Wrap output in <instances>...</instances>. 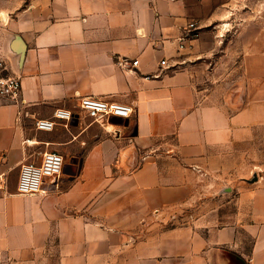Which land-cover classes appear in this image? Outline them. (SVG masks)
I'll return each mask as SVG.
<instances>
[{"label":"crops","instance_id":"1","mask_svg":"<svg viewBox=\"0 0 264 264\" xmlns=\"http://www.w3.org/2000/svg\"><path fill=\"white\" fill-rule=\"evenodd\" d=\"M17 5L0 42L22 81L19 97L0 94V264H264V187L242 191L247 217L192 215L233 146L264 129V31L241 0ZM87 96L131 105L129 124L94 121ZM53 149L66 159L58 183L19 192L22 162Z\"/></svg>","mask_w":264,"mask_h":264},{"label":"rangeland","instance_id":"2","mask_svg":"<svg viewBox=\"0 0 264 264\" xmlns=\"http://www.w3.org/2000/svg\"><path fill=\"white\" fill-rule=\"evenodd\" d=\"M20 0H0V42L4 41V31L7 27V18L18 7L17 3ZM28 1V0H25ZM246 1V2H245ZM13 2V4H12ZM241 9H245L247 13H252L255 17L249 19V26L253 25L254 33L260 29L264 31V0H241ZM242 24V21H238ZM237 22V23H238ZM246 23L243 20V24ZM232 28L229 25L227 28ZM236 29V23H234ZM234 29V30H235ZM202 82V81H201ZM28 127L35 125L31 118L24 120ZM68 128V127H67ZM66 127L64 129H67ZM73 129V127H69ZM68 130V129H67ZM36 149H42L40 145L35 146ZM35 147L32 149L35 151ZM55 150V149H53ZM229 157L215 169L217 173H222L223 178L218 177L216 190L211 193H204L198 198L194 204L197 209L196 219L201 222L208 223L209 221L216 225H221L227 221H232L240 216L247 217L245 210L241 209V201L249 199L247 196L242 197V192L245 189L264 187L261 180L264 175V129L257 131L250 139L236 143L228 153ZM72 162L78 161L77 155L74 156ZM257 172L259 179L254 182H249L247 179L251 178ZM261 182V183H260ZM210 183V181H209ZM212 183V181H211ZM215 209V210H214ZM244 213V215H242ZM191 215V214H188ZM183 219V218H182ZM251 237L248 238L247 243L250 244Z\"/></svg>","mask_w":264,"mask_h":264},{"label":"built area","instance_id":"3","mask_svg":"<svg viewBox=\"0 0 264 264\" xmlns=\"http://www.w3.org/2000/svg\"><path fill=\"white\" fill-rule=\"evenodd\" d=\"M188 36H195L193 31L197 29L195 22L189 24ZM137 63V60L134 61ZM165 64L166 60H162ZM6 66L0 61V94L17 98L22 92L21 77L16 74L5 72ZM86 114L101 125L113 124L111 116H119L124 119L130 118L134 108L131 105L117 102L106 97L87 96L83 97L80 104ZM75 112L70 109L59 108L55 111V117L66 120V125L71 124ZM54 119H38L36 126L40 129L54 128ZM66 165L65 156L58 151H45L40 160L24 161L20 167L17 189L21 193H36L44 190L47 185L57 184L64 174Z\"/></svg>","mask_w":264,"mask_h":264},{"label":"water","instance_id":"4","mask_svg":"<svg viewBox=\"0 0 264 264\" xmlns=\"http://www.w3.org/2000/svg\"><path fill=\"white\" fill-rule=\"evenodd\" d=\"M17 51L20 52V54H23L24 52V45L23 44H19L17 47ZM110 122L111 123H115V124H129V120L128 119H124L122 117L119 116H111L110 117ZM72 124H78V116H75L72 121ZM137 133V128L135 127L134 130L132 131V134L135 135ZM259 179V175L257 172H254L253 176L251 178H248L247 180L249 182H254L257 181Z\"/></svg>","mask_w":264,"mask_h":264}]
</instances>
